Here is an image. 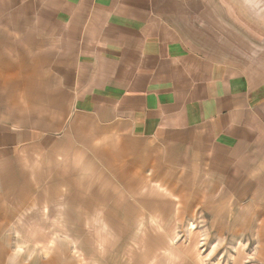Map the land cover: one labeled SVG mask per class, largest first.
Masks as SVG:
<instances>
[{
  "label": "crops",
  "instance_id": "crops-1",
  "mask_svg": "<svg viewBox=\"0 0 264 264\" xmlns=\"http://www.w3.org/2000/svg\"><path fill=\"white\" fill-rule=\"evenodd\" d=\"M219 3L0 0V264H74L20 218L61 196L71 224L105 211L110 186L55 174L82 148L116 191L190 179L222 192L219 212L264 213V55L219 33Z\"/></svg>",
  "mask_w": 264,
  "mask_h": 264
},
{
  "label": "rangeland",
  "instance_id": "rangeland-1",
  "mask_svg": "<svg viewBox=\"0 0 264 264\" xmlns=\"http://www.w3.org/2000/svg\"><path fill=\"white\" fill-rule=\"evenodd\" d=\"M218 1L217 19L211 23L219 33L237 36L249 47L250 58H263L264 0H255L258 6L254 0ZM81 150L69 165L55 166V174H73L71 183L79 187L91 178L86 180L92 185L89 191H98L99 183L110 186L105 211H93L98 208L92 206L89 220L72 225L64 212L67 206L59 202L65 197L61 196L55 203H44L40 213L30 208L21 214L27 236L51 238V250L71 252L74 264H264V213L250 214L246 205L229 201L230 212H219L215 207L225 200L222 192L214 187L216 196L210 195L209 188L195 187L201 181L190 179L174 182L183 186L180 191L166 190L168 183L140 180L130 188L117 180V191L123 190L117 197L113 180L92 179L98 167L96 150ZM85 155L93 157L91 162L85 163ZM189 171L186 176H191ZM106 172L110 173L109 166ZM169 192L172 195H163Z\"/></svg>",
  "mask_w": 264,
  "mask_h": 264
},
{
  "label": "water",
  "instance_id": "water-1",
  "mask_svg": "<svg viewBox=\"0 0 264 264\" xmlns=\"http://www.w3.org/2000/svg\"><path fill=\"white\" fill-rule=\"evenodd\" d=\"M239 1L245 3V0H239ZM254 1H255V0H254ZM256 2H257V1H255V5H256ZM256 6H258V2H257V5H256Z\"/></svg>",
  "mask_w": 264,
  "mask_h": 264
}]
</instances>
